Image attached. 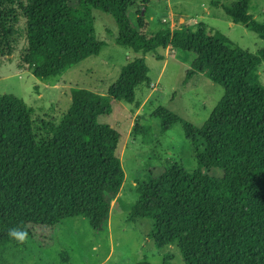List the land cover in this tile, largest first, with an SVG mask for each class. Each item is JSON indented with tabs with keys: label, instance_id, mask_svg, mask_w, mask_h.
Instances as JSON below:
<instances>
[{
	"label": "trees",
	"instance_id": "obj_1",
	"mask_svg": "<svg viewBox=\"0 0 264 264\" xmlns=\"http://www.w3.org/2000/svg\"><path fill=\"white\" fill-rule=\"evenodd\" d=\"M151 1L142 0L143 8ZM234 1L222 8L227 17L264 41V26L249 13L252 0ZM133 6V0H80L76 9L67 0H0V67L21 42L19 68L27 67L42 82L99 56L104 44L96 38L92 10L113 17L120 47L154 54L159 61V49L192 54L186 77L204 74L224 90L202 128L182 122L198 168L186 172L168 160L156 184L137 185L138 200L127 221L153 222L155 247L175 246L183 264H264V87L259 79L264 49L250 54L185 24L147 37L143 16L138 30L130 24ZM149 89L144 61H129L107 95L72 89L69 109L58 124L41 122L40 137L34 134L33 110L13 95L0 96V264H10L9 248L23 246L35 229L52 230L70 218L85 219L96 233L107 228L125 176L121 135L98 118L110 116L114 103L138 109V94ZM159 119L163 133L181 122L166 110ZM146 125L135 124L133 133L145 140L151 130ZM197 139L204 141L202 152ZM215 169L223 177L208 175ZM13 229L26 234L23 242L10 236ZM163 264H170L168 256Z\"/></svg>",
	"mask_w": 264,
	"mask_h": 264
},
{
	"label": "rangeland",
	"instance_id": "obj_2",
	"mask_svg": "<svg viewBox=\"0 0 264 264\" xmlns=\"http://www.w3.org/2000/svg\"><path fill=\"white\" fill-rule=\"evenodd\" d=\"M79 2L67 0V5L76 9ZM133 2L128 12L130 24L138 30L137 19L143 16L147 37L161 29L176 30L185 24L193 32L203 31L215 39L225 38L235 49L250 54L264 49L263 40L225 14L222 8L234 5V0H154L146 8L142 0ZM249 13L264 26V0H252ZM91 14L96 38L104 44L99 56L87 58L61 77L42 82L34 78L27 67L19 68L21 42L18 51L2 61L0 96L13 95L33 110L34 134L40 137L44 135L41 122L58 124L67 112L72 89L107 95L126 63L143 60L149 70L150 89L138 94L141 106L135 109L124 102L114 103L110 116L98 118L100 125H109L121 135L119 156L125 176L123 185L111 202L108 225L103 232H93L83 218L65 219L52 230L35 229L23 246L9 248L7 258L10 264H163L168 256L170 264H183L175 246L163 250L155 247L151 237L153 222L129 223L127 219L138 200L137 185L150 181L156 184L168 167V160H173L186 172L197 170L195 149L185 136L182 122L202 128L224 90L204 74L191 79L186 77L194 60L192 54L172 48L159 49L157 54L163 57L159 61L154 54L134 53L116 44L118 30L112 16L98 10H92ZM259 79L264 87V65L259 69ZM164 110L181 120L165 133L161 131L159 119ZM135 124L151 125L146 141L133 133ZM204 146V141L197 139L201 152ZM208 175L220 178L223 172L215 169Z\"/></svg>",
	"mask_w": 264,
	"mask_h": 264
},
{
	"label": "clouds",
	"instance_id": "obj_3",
	"mask_svg": "<svg viewBox=\"0 0 264 264\" xmlns=\"http://www.w3.org/2000/svg\"><path fill=\"white\" fill-rule=\"evenodd\" d=\"M9 234H10V236L14 237L16 240H18L20 242L24 241L25 235H26L24 232L18 231L15 229H13Z\"/></svg>",
	"mask_w": 264,
	"mask_h": 264
},
{
	"label": "crops",
	"instance_id": "obj_4",
	"mask_svg": "<svg viewBox=\"0 0 264 264\" xmlns=\"http://www.w3.org/2000/svg\"><path fill=\"white\" fill-rule=\"evenodd\" d=\"M179 21H180V22H182V21H183V19H182V18H180V19H179ZM208 35H209V34H208ZM211 36H212V35H211ZM212 38H213V37H212ZM214 39H215V38H214ZM220 39H221V37H220L219 39H215V40H220Z\"/></svg>",
	"mask_w": 264,
	"mask_h": 264
}]
</instances>
